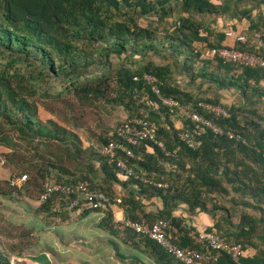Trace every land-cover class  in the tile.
Returning <instances> with one entry per match:
<instances>
[{"label": "trees", "instance_id": "16d2710c", "mask_svg": "<svg viewBox=\"0 0 264 264\" xmlns=\"http://www.w3.org/2000/svg\"><path fill=\"white\" fill-rule=\"evenodd\" d=\"M170 1L0 0V145L12 148L18 145L17 140L37 149L49 147L50 141L56 140L39 119L38 105L34 100L38 94L58 91L51 85L60 84L68 91L91 92L94 97H104L112 78L105 73L111 68V55L128 59L145 58L147 52L159 55L162 52L158 43L164 38L168 44L163 46L171 53L172 65L147 61L137 69L123 66L115 75L117 95L111 101L116 105L124 104L129 112L126 122L137 118L154 122L159 129L157 141L164 144L166 151L152 141H145L130 146L134 157L118 152L117 158L113 159L103 153V148L110 141L117 140L114 130L103 139L101 157L97 158L101 163L98 170L103 177L101 184L87 176L81 180H68L65 176L71 172L62 171L63 168L58 178L65 181H59L40 167L36 175L42 179L41 194L47 178L59 184L88 181L112 198L121 197V207L127 220L140 222L147 219L149 224L157 220L166 221L168 238L180 248L216 255L220 264H264V229L261 228L264 218L248 213V209L259 211L264 208V86L261 85L264 83V69L225 62L218 56L205 57L195 46L202 43L211 50L228 48L264 57V52L253 44L255 39L264 43V0H225L221 5L213 4L212 0H177L175 7H169ZM247 2L253 6L248 7ZM126 6H139L142 15L151 11L159 13L160 10V20L171 17L175 9L182 15L173 30L165 25L166 35L162 36L150 25L141 26L125 11ZM257 7L260 11L254 19L253 12ZM205 15H214V22L208 23ZM224 18L230 21L246 19L251 23L246 34L242 32L244 41H235L233 46L222 43L227 38L226 34L215 31L213 26ZM94 46H98L96 52L87 50ZM173 65L179 67L180 75L189 79L187 87L196 89L193 82L201 79L213 88L208 92L204 88L196 89L197 92L182 88L173 78ZM145 74L159 80L163 97L173 98L182 106L187 105L191 114L200 113L212 119L222 127L224 134L208 131L200 137L202 145L199 149L189 148L180 140L179 133L190 129L191 120L187 118L183 128L177 129L175 120L181 112L171 111L162 104L144 80ZM227 88L242 91L245 103L223 105L220 90ZM62 91L57 93L60 95ZM257 96L260 102H252ZM143 97L145 99L139 108L137 102ZM200 104L224 106L230 117H215L203 110ZM228 132L238 138H230ZM59 142L67 144L65 138ZM119 158L150 183L135 177L126 178L118 166ZM74 161L88 166L91 172L95 169V163H84L77 157ZM50 163V167H54L53 162ZM23 175L28 178L26 184L20 187L11 185L13 176ZM29 181L28 174H13L7 184L14 192L23 193ZM229 186L234 192L231 199ZM128 187L135 192L122 194L121 189ZM0 194L9 196L1 190ZM212 195L232 203V208L215 205L209 209L208 202L215 201ZM154 198L162 201L163 209L151 211L144 204ZM56 200L62 202L63 209L71 201L59 195L46 202L40 201L45 204L43 208L50 209ZM182 205L187 206L188 214L192 216L193 213L204 212L216 219L217 210L223 213L216 224L199 233L188 224L189 220L175 215ZM231 211L239 213L236 214L239 221L235 225L231 221ZM90 212H105V225L112 217V210L84 211L85 214ZM64 213L61 214L63 219L67 217ZM211 233L224 237L230 243L241 244L244 254L234 260L224 251L210 249L205 239H200ZM139 238L138 244L144 246L156 264H184L155 241L143 236ZM251 248L256 250L255 254H251ZM9 249V254L21 255L19 248ZM11 255L0 250V264H12Z\"/></svg>", "mask_w": 264, "mask_h": 264}, {"label": "rangeland", "instance_id": "374dc122", "mask_svg": "<svg viewBox=\"0 0 264 264\" xmlns=\"http://www.w3.org/2000/svg\"><path fill=\"white\" fill-rule=\"evenodd\" d=\"M224 1L225 0H212L213 4L216 5H221ZM176 2L177 0H171L168 3V6L175 7ZM233 5L234 3H231V6ZM247 6L252 7L253 4L247 2ZM241 8H243V5H241ZM125 11L129 12V15L134 16L141 26L145 27L150 25L162 36L166 35L164 30L165 25H169L171 30H173L174 25L177 24L179 17L182 15L181 13L179 14L177 9H175V12L171 17L160 20L158 17L160 10L159 13L151 11L146 15H142V11L139 6H126ZM259 11L258 7L254 9V19H257ZM184 16H186V14ZM204 17L208 23L214 22V15H205ZM201 18L202 16L199 17L200 21L202 20ZM217 19L220 18L217 17ZM222 21L223 23L220 22V24L223 25V29L232 27L234 21L239 22V20L230 21L229 19L227 21ZM216 24L217 23H215V27H213L214 30H218V26ZM244 24L247 26L249 23L243 21L242 25ZM162 40L158 43V49L162 52L159 55L147 52L145 58L137 56L133 59L111 55V68L106 69L105 73H107L108 76H112V78L109 80L110 87L107 89L104 97H94L91 92L83 93L77 90L68 91L67 89L65 90L61 88L60 84H54V86L51 85L53 88L58 89V91L63 90L60 95L57 93L58 91L50 90L44 91L34 98L38 105L39 119L42 122V125L46 126L49 132L54 134L52 136L57 142L50 141L49 147L40 146L38 149L32 146H27L17 140L16 142L18 145L12 148H6V146L0 145V190L9 194L7 197L0 194V236H3L6 240V243H4L5 248L0 243V250H4L5 254L11 255L9 254L10 247L11 249H18L22 245H26L28 243L34 244L42 241L43 246L41 248L51 249L50 247L52 246L55 250L61 249L63 246L70 247V244L76 240L75 229L77 228V225H75V227L73 226L76 222H71V220L64 221L61 214L66 212L64 214L74 216L75 220L79 218L77 210L68 209L67 206L63 209L61 206L62 202L60 200H56L55 203L51 204L50 209L43 208L42 206L45 204H42L39 199L42 192V179L36 175V171L40 167H44L45 173L47 171L54 179L65 181L58 178L59 171L63 168L62 171L65 169L71 172L67 173L65 176L68 180H81L84 176H87L89 178H94L95 181L100 184L102 183L103 177L101 173L98 172L101 168V163L97 160V158L101 157L103 139L108 138L114 130L129 119V112L124 108V104L120 103L116 105L111 101L117 95L115 75L123 66L137 69L147 61H154L155 63L162 65H172L173 61L171 56H169L171 53L170 51L165 50L163 46V44L167 45L168 42L164 38H162ZM195 46L201 50L205 57L213 56L210 53L211 49L208 48L207 45L196 43ZM97 48L98 46L88 47L87 50L96 52ZM178 68L179 67L174 65L171 66V69L175 70L173 78L181 85L182 88L192 90L194 92H197L199 88H204L207 92L213 88L209 83H206L201 79L193 82V84L195 83L197 90L190 88V86L187 87L189 79L186 75H180ZM101 72L102 71H100V73ZM144 99L145 98L143 97L137 102V106L139 108H141L140 103L144 101ZM183 106L186 108L187 112L182 114L180 113L178 118L175 120L177 124L181 123L180 129L183 128V125L186 122L185 120L191 114L188 111V106ZM221 107L225 108L224 106ZM62 138H65L67 144L59 142ZM75 157L79 158L80 161H84V163H95L94 171L91 172V169H89L88 166H83V163L74 161ZM88 159L90 160L87 161ZM50 162H53L52 164L54 167H50L52 166L50 165ZM44 163L47 165L45 164L46 166H44ZM13 174L29 175L30 181L27 183V188L23 193H16L8 186L7 180ZM229 190L231 191V186H229ZM114 192H112V194H115ZM12 193L14 194L11 195ZM233 194L234 192L231 191L229 199L233 198ZM212 197H215L214 200L216 202L209 201L207 204L209 209H212L215 205H220L228 209L232 208V203L224 201L220 196L212 195ZM186 213L187 215L185 214L184 209L182 214H184L186 220L190 221L194 218L196 222L195 217L198 218L199 212L193 213V216L189 215L188 208L186 207ZM215 213L217 214L216 219L214 216L210 215L212 219L211 227L216 224L218 219L221 218L223 211L217 210ZM248 213L253 214L257 218H264V208L259 211L248 209ZM231 214V221L233 225H235L239 221V215H236L239 213L231 211ZM31 218L33 222H35L34 228L32 229L26 226V223H28ZM92 220L94 219L88 218L83 221V223L79 224V230H81L80 228L84 226L85 223L89 228L87 229L85 227L86 230H91L90 228L92 227L96 230L97 227L94 226L95 222ZM94 221H96V219ZM68 223H70V225H68ZM45 228L49 231H46L43 234L42 229ZM261 228L264 229V225H262ZM71 229L75 232L72 235H70ZM35 230H38V237L34 236L35 234L32 235ZM223 232L224 231H222V233ZM200 240H203V238ZM250 251L251 254L256 253V250L252 248ZM49 254L53 258L62 255L60 253H52V251ZM103 256L105 257L104 254ZM141 258V256H138L139 260ZM104 261L106 262L107 259L102 260V264L105 263Z\"/></svg>", "mask_w": 264, "mask_h": 264}, {"label": "built area", "instance_id": "2783aa9c", "mask_svg": "<svg viewBox=\"0 0 264 264\" xmlns=\"http://www.w3.org/2000/svg\"><path fill=\"white\" fill-rule=\"evenodd\" d=\"M226 36L237 42H242L245 37L241 34L229 30ZM210 53L213 56H218L225 62L234 63L248 68H262L264 69V57L249 52H242L239 50H231L228 48L212 49ZM144 80L151 86L152 92L161 99L162 104L171 111L178 110L181 113H186L187 110L177 100L173 98H166L162 96L161 83L159 80L149 74L143 76ZM137 80V78H136ZM203 110L212 114L215 117L229 118L230 114L225 108L221 106H214L212 104H200ZM191 120L192 126L190 129L181 131L179 138L189 148L197 150L201 147L202 141L200 137L206 132L211 131L214 134H224L222 127L213 122L212 119L200 114L192 113L188 116ZM158 126L147 118H137L133 121L125 122L120 125L113 133L117 140H112L103 148V153L109 157L116 159L118 152L126 154L129 157H134L130 146H137L145 141L154 142L163 151L165 146L162 142L157 141ZM230 138H234V133L228 132ZM121 140V141H120ZM169 155V153H167ZM118 166L125 173L126 178L135 177L136 179L150 183L149 180L142 175L136 173L131 167L127 165L124 159H118ZM28 178L26 175L13 176L10 179L12 186H22L26 184ZM158 186H161L158 184ZM55 195L65 196L71 201L67 204L68 209H75L81 213L86 210H112L115 205H121L122 198L110 197L99 187L93 186L88 181L78 182L76 184H59L54 183L50 178H47L44 184V192L41 194L40 200L46 202ZM123 227L131 230L139 236L147 237L155 241L164 250L171 254L176 260L184 264H220L216 255L208 252H201L196 249H183L175 245L167 236L168 223L163 220L149 224L146 220L133 221L124 220ZM201 238L205 239L210 249L224 251L232 259L238 260L243 254L244 249L241 244H234L228 242L224 237L211 233L204 235Z\"/></svg>", "mask_w": 264, "mask_h": 264}, {"label": "crops", "instance_id": "0c3cea01", "mask_svg": "<svg viewBox=\"0 0 264 264\" xmlns=\"http://www.w3.org/2000/svg\"><path fill=\"white\" fill-rule=\"evenodd\" d=\"M227 21V18L221 19L216 25L218 26V30H215L220 33L226 34L227 31L233 30L234 32L244 35L242 32H246L249 30V27L251 23L244 19L242 21H234L232 24V27H227L223 29V25L220 24L223 23V21ZM236 20V19H235ZM246 21L249 24L247 26L242 25V22ZM215 27V26H213ZM220 27V28H219ZM246 34V33H245ZM264 36V33H263ZM235 41L230 38H226L222 43L224 45H230L233 46V43ZM253 44L255 45V48L264 52V43L262 40L255 39L253 41ZM262 87L264 86V83H261ZM220 93L222 95L221 97V103L232 105V104H244V98H242L241 93L238 88H227V89H221ZM254 101L257 102L260 98L257 96L253 98ZM175 126L177 129H180L181 123L177 124L175 122ZM122 194H128L134 193L135 190L133 188L128 187L127 189L123 188L121 189ZM149 210L156 211L158 209H163V203L161 200L154 198L150 201H146L144 203ZM186 205H182L180 208H178L175 211V215L179 217L185 218L183 213V210L185 209L186 213ZM77 215L79 216L78 219L74 220V216L69 214L64 221H70L76 222L74 223L77 225L76 230V240L72 242L69 246H63L61 249H53L51 246V249L47 248H41L42 241L39 243L34 244H26L19 247V252H21V255L12 254L10 257L12 264H102V260L107 259V261L104 264H156V262L148 256V254L145 252L144 246L142 244H138L140 239L139 236L132 234L130 231L126 230L123 227V221L127 220L125 215V210L121 205H115L113 207L112 211V217L109 218L108 225L103 224L107 220V215L105 212H90L88 214H85L84 212L77 211ZM88 218H93L92 220L94 223V226L97 227L96 230L86 226V223L84 226H82L79 230V224L83 223ZM195 219L192 218V220L187 221L189 225L195 227L197 232L203 233L206 228L211 227L212 225V219L209 214L201 212L198 215V218ZM32 221V222H30ZM34 223L32 218L26 223V226L30 229L34 228ZM72 224V223H71ZM70 225V223H68ZM66 225V226H68ZM45 227V226H44ZM86 227V228H85ZM43 234L47 230L42 229ZM38 230H35L32 235L39 236L37 234ZM73 229H71L70 235L74 234ZM0 243L4 247V243H6L5 238L3 236H0ZM50 246V244H49ZM60 253L62 255L53 258L49 253ZM251 252V251H250ZM105 255V257L103 256ZM128 254V255H126ZM138 256H141L142 258L139 260Z\"/></svg>", "mask_w": 264, "mask_h": 264}]
</instances>
